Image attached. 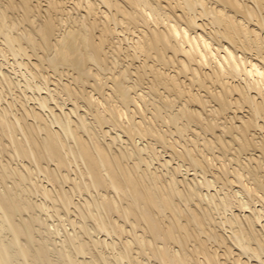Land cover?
Listing matches in <instances>:
<instances>
[{"label":"bare ground","instance_id":"bare-ground-1","mask_svg":"<svg viewBox=\"0 0 264 264\" xmlns=\"http://www.w3.org/2000/svg\"><path fill=\"white\" fill-rule=\"evenodd\" d=\"M0 184V264H264V0H0Z\"/></svg>","mask_w":264,"mask_h":264},{"label":"rangeland","instance_id":"rangeland-1","mask_svg":"<svg viewBox=\"0 0 264 264\" xmlns=\"http://www.w3.org/2000/svg\"><path fill=\"white\" fill-rule=\"evenodd\" d=\"M192 177H193V176H192ZM192 177L190 176L189 178H192ZM0 185H1V184H0ZM35 200H40V198H39V199H36V197H35ZM43 215H45V214H43ZM44 217H45V216H44ZM44 217H43V219L45 220L46 217H45V218H44ZM57 219H58V218H57ZM57 219H56V218H55V219L53 218L52 221H51V220H49V219L47 218L48 224H52V222H53V223L56 225ZM55 220H56V221H55ZM50 222H51V223H50ZM58 222H59V221H58ZM66 223H68V222H66ZM58 225L60 226L59 223H58ZM62 226H63V225H61V226L59 227L60 230L58 229V230H59L58 232H61L60 235L63 237V234L66 232V231L64 232V229H65V228L67 229V227H65V226H67V224H65V222H64V227H62ZM68 226H69V225H68ZM61 228H62V229L64 228V229L62 230ZM68 229H69V230L71 229L70 226L68 227ZM68 229H67V231H69ZM62 231H63V232H62ZM62 233H63V234H62ZM61 236L58 235V236H57L58 238L56 237V238H57V241H58V239H60L59 237H61Z\"/></svg>","mask_w":264,"mask_h":264}]
</instances>
